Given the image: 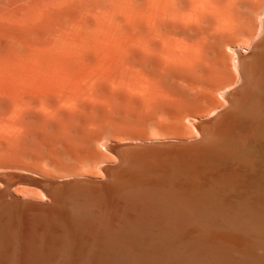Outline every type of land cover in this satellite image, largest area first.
<instances>
[{
	"label": "bare ground",
	"instance_id": "bare-ground-1",
	"mask_svg": "<svg viewBox=\"0 0 264 264\" xmlns=\"http://www.w3.org/2000/svg\"><path fill=\"white\" fill-rule=\"evenodd\" d=\"M256 7L243 0L240 35L210 50L215 72L195 102L115 130L94 151L68 149L47 167L0 162V264H264ZM184 82L196 83L178 77L177 88ZM20 215L33 227L19 226Z\"/></svg>",
	"mask_w": 264,
	"mask_h": 264
},
{
	"label": "clouds",
	"instance_id": "clouds-1",
	"mask_svg": "<svg viewBox=\"0 0 264 264\" xmlns=\"http://www.w3.org/2000/svg\"><path fill=\"white\" fill-rule=\"evenodd\" d=\"M242 2L0 0V162L47 167L195 102L210 50L241 33Z\"/></svg>",
	"mask_w": 264,
	"mask_h": 264
},
{
	"label": "rangeland",
	"instance_id": "rangeland-1",
	"mask_svg": "<svg viewBox=\"0 0 264 264\" xmlns=\"http://www.w3.org/2000/svg\"><path fill=\"white\" fill-rule=\"evenodd\" d=\"M19 187H21V185H19ZM23 187V186H22ZM21 187V188H22ZM241 192H244L245 193V191L244 190H242V191H239L238 192V194L236 193V194H233V195H228V196H231V197H233V200H236L235 198H237V197H239L240 196V194H242ZM234 195H236L237 197H235ZM23 217V215L21 216L20 215V217H19V221H18V219H17V224L19 225V226H23V224H25L27 227H33V220L31 219V217L29 216H25L24 218H22ZM23 219V220H22ZM21 220V221H20ZM220 221V220H219ZM23 222H25V223H23ZM220 223L221 224H223L222 223V221H220Z\"/></svg>",
	"mask_w": 264,
	"mask_h": 264
}]
</instances>
